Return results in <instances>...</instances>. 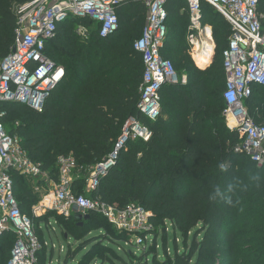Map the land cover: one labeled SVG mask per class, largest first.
Returning a JSON list of instances; mask_svg holds the SVG:
<instances>
[{"label": "trees", "instance_id": "1", "mask_svg": "<svg viewBox=\"0 0 264 264\" xmlns=\"http://www.w3.org/2000/svg\"><path fill=\"white\" fill-rule=\"evenodd\" d=\"M27 1L0 0V61L14 45L15 7ZM166 9L168 34L161 54L176 70H186L188 79L185 84L163 87L158 120L142 118L137 109L144 65L134 42L145 25L146 7L142 1H130L118 8L119 29L109 37H100L93 27L89 39L83 41L76 29L79 24L92 26L89 19L60 24L56 38L48 43L47 54L65 67L64 79L42 111L20 102H0L6 113L1 121L10 134L19 137L28 157L55 178L60 156L72 155L79 167L95 166L111 151L126 119L138 116L152 130L151 139L130 141L90 195L118 207L135 203L151 212L153 241L147 243L142 264H148L144 262L149 256L153 264H264V166L233 151L239 134L227 127L223 117L222 52L228 45L231 26L209 3H202L203 21L213 16L217 51L215 63L201 69L185 41L187 1L168 0ZM259 12L264 15V0H260ZM96 48L99 60L93 61L92 50ZM247 104L256 121L264 124V87H255ZM221 164L226 172L220 170ZM9 174L22 213L48 225L53 219L64 235L105 246L111 253L105 256L110 264H116L113 256L117 255L104 242L119 243L125 235L112 232L106 218L91 212L88 220H78L76 214L65 218L50 211L36 218L31 213L39 202L38 195L25 176L15 170ZM257 183L259 190L252 188ZM81 184L80 180L73 183L75 192H81ZM230 184L236 190L233 200L239 204L229 207L219 196L215 203L209 200L217 191L227 196ZM168 223L174 234L173 255L168 253ZM159 238L164 260L159 259L156 249ZM14 243V233L0 236V264H7Z\"/></svg>", "mask_w": 264, "mask_h": 264}, {"label": "built area", "instance_id": "2", "mask_svg": "<svg viewBox=\"0 0 264 264\" xmlns=\"http://www.w3.org/2000/svg\"><path fill=\"white\" fill-rule=\"evenodd\" d=\"M130 1H142L146 7L145 25L141 36L134 42V49L141 54L144 65L137 109L142 118L153 122L158 120L162 114L163 87L187 83L186 75L180 76L174 63L161 54L168 34V0H30L16 6L14 45L0 61V102H20L42 111L65 76V67L47 54L48 43L56 38L59 25L70 19H89L92 26H77L80 37L89 39L93 27H97L100 37H109L119 29L118 8ZM186 1L192 50L193 38L207 31L208 27L214 44L212 26L203 23L204 1L221 13L231 26L228 45L222 52L225 73L223 116L227 127L239 134L233 151L248 156L262 167L264 124L256 121L247 104L254 88L264 87V15L259 12L260 0ZM190 54L197 62L195 52L190 51ZM5 114L0 108V236L8 231L15 235L7 264H41L38 253L48 246L38 237L32 217L21 212L9 170L32 180L51 183L52 196H45L33 208L34 216L50 210L65 218L96 212L115 229L130 234L136 245L146 248L147 237L154 230L150 211L135 203L118 207L90 195L115 166L130 141L151 139L153 132L143 120L134 115L126 119L111 151L85 177L89 194H84L74 191L73 173L79 167L75 158L60 156L57 160L58 178L51 180L48 171L32 161L22 149L19 137L7 131L1 121ZM43 186L41 183L36 189L39 191Z\"/></svg>", "mask_w": 264, "mask_h": 264}, {"label": "rangeland", "instance_id": "3", "mask_svg": "<svg viewBox=\"0 0 264 264\" xmlns=\"http://www.w3.org/2000/svg\"><path fill=\"white\" fill-rule=\"evenodd\" d=\"M203 19H204V17H203ZM206 19L207 20L205 22L203 21V23L209 24L212 26L211 20L213 19V16H207ZM188 34H189V31L186 32L185 41L189 45L190 51L193 52L194 50L191 49V44L189 43V35ZM81 39L83 41L87 40V39L82 38V37H81ZM213 41H214V46L212 48L211 56L208 58L209 62L205 63L204 65L199 63L198 61L195 62V64L202 69H207V68L211 67L216 61L217 43H216L214 37H213ZM98 58H99V56L97 54V48L93 49L92 50V60L98 61L99 60ZM177 71L179 72L180 76L181 75H187L186 70L180 71L177 69ZM91 169H92V167H90V168L78 167L73 173L75 181L80 180L82 183L80 186L81 193L89 194V192H87V189L85 187V177L91 172ZM49 177L51 180L56 181L58 178V174H57V177H55V178L51 174H49ZM24 179L29 183V185H31V183L34 181L28 177H24ZM34 182H36V181H34ZM51 182H53V181H51ZM42 184H44V186L42 189V193H40L38 195L39 200H44L45 196H50V195L52 196L51 183L42 182ZM37 204H36V206H37ZM50 212L51 213L54 212L55 213L54 216L60 215L55 210H52V211L50 210ZM47 213H49V211L42 214V215H45ZM31 214L33 215V208H32ZM42 215L35 216V217L38 218V217H41ZM34 222H35L34 223L35 229H36L38 235H40L41 240L43 242L46 241L48 243V246L44 247L38 253V256L41 258L43 263H45V264H64L67 260L69 261L68 264H110L111 263L108 260V257L105 256V254L107 252L110 253L108 248H105V246H100L99 244H97L96 246H93L92 244H88V242H87V241H89L88 239L85 241L84 240L78 241L73 236H69V235L67 238H65V235L63 234L61 228L53 219L50 220V222H51L50 225H48L45 222L40 223L37 219H35ZM70 223H71V225H73L72 222H70ZM109 227H110V230L112 232H114L116 235H118V234L125 235V237H124L125 240H123V241L120 240L119 243H113L112 244V243L104 242V245H106L107 247H112V249L114 250V254L117 255V256H113V257H115L116 264H142L143 258H141V257L143 255V252L145 251V249H144L145 247H139L138 245H136L133 242V238L131 237L130 234L119 231L118 229L113 228L111 225H109ZM166 231L168 233V253L173 255V253H174L173 252L174 234L172 231V225L171 224L168 223L166 225ZM92 234H96V233H92ZM176 237H177V243L179 244V248H180V250H182V248H183L182 238L179 234ZM92 238H90V240ZM147 241H148V243L153 241V237L148 236ZM162 242H163L162 238H159L157 246H156V249L158 251V257L160 260L165 259L163 248H162ZM81 247H83V248H81ZM79 248H81V249H79ZM148 248H152V246L151 247L149 246ZM127 252H129L130 255H128ZM121 257L123 260H121ZM101 258L104 260H102ZM144 263L153 264L152 263V256H149L147 262H144Z\"/></svg>", "mask_w": 264, "mask_h": 264}, {"label": "bare ground", "instance_id": "4", "mask_svg": "<svg viewBox=\"0 0 264 264\" xmlns=\"http://www.w3.org/2000/svg\"><path fill=\"white\" fill-rule=\"evenodd\" d=\"M212 31L207 28V31H203L199 36L193 38L192 44L194 45V52L197 55V61L201 64L208 63V58L211 56L212 48Z\"/></svg>", "mask_w": 264, "mask_h": 264}, {"label": "clouds", "instance_id": "5", "mask_svg": "<svg viewBox=\"0 0 264 264\" xmlns=\"http://www.w3.org/2000/svg\"><path fill=\"white\" fill-rule=\"evenodd\" d=\"M219 167H220V170L222 172H226L227 171V168L223 164H221ZM256 175H259V173H256ZM252 188L256 189V190H259L261 188V185L259 183H257V184H254L252 186ZM226 192L228 193V195L227 196H222V194L219 193V191H217L216 196H211V195L209 196V200L211 202L215 203L217 201V197L219 196V197H221L223 199V202L229 207H234L235 205L240 203L239 200H235V201L233 200V196H235V194H236V190L234 189L233 185H231V184L228 185V187L226 189Z\"/></svg>", "mask_w": 264, "mask_h": 264}, {"label": "crops", "instance_id": "6", "mask_svg": "<svg viewBox=\"0 0 264 264\" xmlns=\"http://www.w3.org/2000/svg\"><path fill=\"white\" fill-rule=\"evenodd\" d=\"M188 30H189V27H188ZM188 30H187V31H188ZM191 49H192V48H191ZM199 68H200V67H199ZM201 69H202V68H201ZM186 77H187V79H188V76H187V75H186ZM31 180H32V179H31ZM33 180H34V179H33ZM34 181H36V182H34ZM34 181H33V182L31 183V185H30V186H31V189H32L33 193H35L36 195H39L40 193H42V188H41V190L39 189V191H38L36 188H37L39 185H41L42 182L37 181V180H34ZM41 202H42V200H39L38 204L41 203ZM38 204H37V205H38ZM35 206H36V205H35ZM35 206H34V207H35ZM34 207H33V208H34Z\"/></svg>", "mask_w": 264, "mask_h": 264}, {"label": "water", "instance_id": "7", "mask_svg": "<svg viewBox=\"0 0 264 264\" xmlns=\"http://www.w3.org/2000/svg\"><path fill=\"white\" fill-rule=\"evenodd\" d=\"M90 218V215H81V214H76V219L78 220H88ZM68 237V234H65V238Z\"/></svg>", "mask_w": 264, "mask_h": 264}]
</instances>
